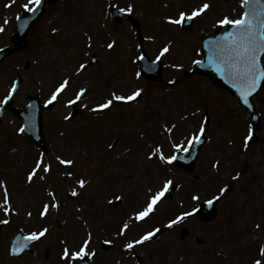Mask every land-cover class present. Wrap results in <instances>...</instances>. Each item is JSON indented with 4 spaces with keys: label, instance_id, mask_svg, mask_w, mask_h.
<instances>
[{
    "label": "rangeland",
    "instance_id": "obj_1",
    "mask_svg": "<svg viewBox=\"0 0 264 264\" xmlns=\"http://www.w3.org/2000/svg\"><path fill=\"white\" fill-rule=\"evenodd\" d=\"M203 2L204 0H61L46 9L45 15L29 34L30 37L28 35L29 41H26L25 48L0 63V97L15 76L19 75L23 84L16 95V102L22 106L27 102L26 92H34L41 99H47L53 86L67 73L81 62L88 65L91 53L98 56V63L94 66L88 65L85 72L74 79L67 96L43 115L48 147L45 159L54 166L46 181H36L29 185L25 178H19L25 176V171L30 166H34L39 153L35 146L18 133L17 121L4 116L0 125V178L7 185L14 184L11 178L17 183L16 196L11 194V200L13 207L18 209V214L14 212L10 216H0L10 221L5 231L6 239L11 237L16 225L27 230L48 226L49 234L42 242L48 249L51 247V251L53 249L51 264H59L56 257L59 258L60 252L63 251L62 241H67L75 250L88 232L93 234L90 248L99 249L103 238H115L113 231L115 225L120 223V218L125 219L145 204L149 195L148 188L158 190L162 180L167 177L181 184L182 188H179L174 198L164 200L158 205V210L152 215L154 224L174 217L173 209L192 207L194 203L189 200L192 194H200L203 200L218 194V190L227 184L231 191L226 195V209L223 208L221 213L227 214L228 218L221 220L218 230L211 225L207 234L214 239L217 231L222 235L231 233V241H236L217 248L226 257L238 255L234 264H250L258 257L247 248V239H237L246 231L250 241L264 244V89L255 98L262 118L261 129L256 134L259 138L244 151H237L241 160L228 165L229 152L225 150L227 135L235 140L236 132L239 129L243 131L244 125L240 124L243 122L242 114L224 93L212 88L207 97L209 101L200 105L198 88L206 89L205 82L182 79L178 85L167 87L163 83H147L140 77L137 79L136 56L139 55V44L132 34L129 22H122L120 27L127 37L132 38L124 42L121 37L115 35L117 47L112 51L106 48L107 43L113 39L111 33L104 31L105 24V28L103 26V22L109 18L107 5L111 3L118 8H126L132 4L134 12L131 15L138 19L143 27V39L140 44L151 58H155L158 50L168 41H172L171 53L162 60L165 66L163 79L180 80L182 71L188 69L192 58L197 56L195 45L199 35L207 31L206 29H212V25L215 26V22L225 15L233 19L241 15V0H207L211 9L195 21L190 32L168 25L163 19L166 15H175L180 10H188ZM25 3L27 0H0V24L2 17L4 22L10 21L15 14L22 11ZM6 4L11 6L5 8ZM165 4L168 5L167 8L164 7ZM53 27L62 29L63 34L53 33ZM4 28V34L0 36V46L10 44L11 23L8 28L5 24ZM110 29L113 30L112 27ZM83 33L93 37L91 48L87 47ZM148 35H154L156 39H145ZM172 63H182L184 67L180 70L174 69L170 67ZM24 64L28 66L26 70L23 69ZM137 86L145 89L143 99L139 103L121 104L106 113L94 114L89 110L113 90L128 93ZM80 87L89 89L84 100L89 108L79 104L80 116L67 123L64 116L71 108L65 106V101ZM221 103L225 105V110L216 111ZM195 108L196 111L193 112ZM225 111L236 113L237 118L233 115L223 117L227 115ZM203 115L209 119L207 141L201 147L191 173L146 159V153L152 145L162 144L166 154L173 150L171 140L166 138L161 129L163 123L177 124L173 137L182 142L186 135L198 128V119L203 120ZM219 117L222 118L217 120ZM221 130L225 131L220 132ZM247 133L248 128L245 126L244 134ZM244 134L241 137L244 138ZM109 144H114V147L110 149ZM57 155L73 158L75 165L64 168L56 162ZM216 161H220L219 170L213 167ZM241 170L243 173L240 179L230 185V177ZM66 171H72L74 175L68 178L65 176ZM81 177L90 181L85 189H79L76 183ZM249 187L257 190L249 206L256 211L259 205L253 219L255 226L260 225L259 229L246 226L250 216L249 206L242 204L241 198H238ZM72 188H77L80 195L72 197ZM50 190L55 192L60 208L58 211L50 209L48 218L40 220L36 215L44 203L50 202ZM185 194L188 195L184 196ZM116 195H121L124 199L120 205L113 207V203L108 201L113 200ZM2 199L3 194H0V202ZM235 199L237 201L232 208V204H229ZM27 211H32L34 218L27 217ZM122 214L127 215L123 217ZM45 220H48V223H45ZM131 228L124 237L125 243L148 227L147 223H142L134 226L133 230ZM175 229H168V233L157 242L141 248L145 257L144 260H139L140 264H217L210 256H201V251L198 257L192 259V253L184 251L185 245L177 241V234L172 232ZM1 244L5 246L4 240H1ZM236 246L240 247V253L236 252ZM163 249H167V252L163 253ZM102 253L96 264H110L108 261L114 264L135 262L134 258L126 257L121 249L109 250L105 259L101 256ZM109 257L113 258L108 260ZM22 260L28 263L27 258ZM223 264H232V260H226Z\"/></svg>",
    "mask_w": 264,
    "mask_h": 264
},
{
    "label": "snow or ice",
    "instance_id": "obj_2",
    "mask_svg": "<svg viewBox=\"0 0 264 264\" xmlns=\"http://www.w3.org/2000/svg\"><path fill=\"white\" fill-rule=\"evenodd\" d=\"M42 4V0H27L22 7L27 12H36ZM11 6V5H6ZM241 6L246 7L247 10L242 13L239 18H230L228 15L223 16L218 19L215 23L219 26H231L234 31L226 32L224 35L217 39L209 40L206 43L208 48V62L212 64L216 70L222 75L228 77L233 83L234 87H238L240 95L244 100V103H248V96L252 95L260 81L264 80V64L261 63V57L264 56V0H241ZM165 8L168 7L167 4L164 5ZM211 9V4L204 0L199 6H194L188 10H180L175 15H166L163 19L168 25H174L180 28L188 22H194L198 18L206 15ZM119 12L131 15L134 12V5L130 4L126 8H119ZM19 19V17H17ZM8 23L7 20L4 22ZM27 21H25V24ZM5 28L0 26V33H3ZM53 33L63 34V30L57 27L51 29ZM87 47H92L93 37L88 33H83ZM145 39L154 41L156 37L154 35H148ZM172 41L165 43L159 50L155 57V60L150 61L146 66L147 71H153L155 66L158 65L164 58H166L172 51ZM117 47V42L115 39L107 43L106 48L109 51L114 50ZM146 57L143 53L136 56V61H143ZM135 62V61H133ZM192 63L201 64L202 60H193ZM88 65L81 62L76 66L70 73H67L57 84L53 86L49 97L45 101L46 105L55 106L64 97L67 96L68 91L71 89L72 82L75 78L79 77L81 73L85 72ZM170 67L174 69H183L184 65L182 63H172ZM140 73H136V78L139 79ZM170 83L175 84V81H170ZM16 91V86L13 85L10 93L3 100V103H7L11 99V94ZM89 89L87 87H80L72 97H69L65 101V106L71 108L77 103L82 104L84 108H89L88 104L84 103L87 98V93ZM145 89L143 87L137 86L134 90L124 93L120 91L113 90L110 94L100 102H97L94 107L89 110L94 113H106L108 110L119 107L121 104L129 103H139L143 99V94ZM71 118V113L64 116L65 120ZM186 119V117L184 118ZM209 124L208 117H204L200 122L198 128L184 137L182 142L177 141L173 137L174 130L177 128L175 123H163L161 125L162 131L166 134V138L171 140V151L169 154L165 153L164 146L162 144L152 145L146 153V159L149 161L156 160L161 165H173L180 157L178 153H188L190 150L198 144L202 143L203 138L207 134V128ZM26 127V126H25ZM25 127H20L18 129L19 133L25 132ZM63 135V133H61ZM253 130L251 127L248 130L247 135L244 137V147L249 146V142L253 139ZM108 147L111 149L114 144H109ZM45 153L41 152L38 158L35 160L34 166L26 172V183L31 185L36 181H46L48 175H50L54 166L53 163L45 159ZM56 162L59 165L65 166V168H71L75 165V160L73 158H66L62 155H57L55 157ZM213 167L217 170L220 168V161H216ZM74 175L72 171H66L65 176L70 178ZM241 173H237L232 177V180H239ZM79 189H85L90 183L86 178H79L76 181ZM174 186V181L171 178L165 177L161 186L158 190L153 191L151 187L148 188V197L145 205L136 210L127 221H125L121 228L119 229L117 235L124 236L131 227H133L131 221L135 222H146L153 213L158 210V205L165 199L166 195L170 192V189ZM0 188L3 189V199L0 202V209L3 210L5 216H9L12 213L18 214V209L13 207L11 200V193L7 187L6 182L0 178ZM229 191V186L225 184L218 190V194L213 195L211 198L206 199L205 203L212 207L215 202L219 201L227 192ZM48 195L51 197L50 202L44 203L39 210V216L45 218L50 214V209L60 208V202L54 191H49ZM72 197H77L80 192L77 188H72L70 191ZM124 197L121 195L115 196V201L123 202ZM192 201H200L201 196L198 193L191 195ZM113 200H109L108 203H113ZM199 208L193 206L191 210H185L180 212L174 218L169 219L166 227L171 229L174 226L181 224L186 221L187 218L196 215L199 212ZM27 216L32 217V211H27ZM10 221L8 219L0 220V224H8ZM256 228L259 229L260 225L257 224ZM161 231L159 227H154L151 230L145 231L139 236V238H134L125 243L124 248L126 250H134L138 245H144L146 242H150L154 237ZM49 234V228L44 226L37 231H32L23 240H18L16 245L11 248V252L15 255L21 253L27 246L28 241H39ZM93 234L88 232L86 238H84L75 250H73L67 243V241H62L64 248L62 251L61 259L66 262V264H75L76 261H80L83 264L85 259L91 260L92 257L96 256L95 249L90 248L92 243ZM105 244L113 243L111 240H105ZM253 264H264V245L258 249V257L254 258Z\"/></svg>",
    "mask_w": 264,
    "mask_h": 264
},
{
    "label": "water",
    "instance_id": "obj_3",
    "mask_svg": "<svg viewBox=\"0 0 264 264\" xmlns=\"http://www.w3.org/2000/svg\"><path fill=\"white\" fill-rule=\"evenodd\" d=\"M231 31H234V29L233 28L227 29V30L224 29V31L220 32L215 39L221 37L226 32H231ZM208 55H209V51H208V48L206 47L204 51V57H205L204 62L196 67L197 68L196 71L209 76V78L212 80L213 83L218 84L240 95V91H238V89L233 86V83L230 81V79L228 77L224 78V76L221 73H219L212 64L208 62ZM36 117H37V114H36ZM33 126H34V114L31 113V118H27V129L32 130ZM27 134L31 137H34L32 134L28 132Z\"/></svg>",
    "mask_w": 264,
    "mask_h": 264
}]
</instances>
